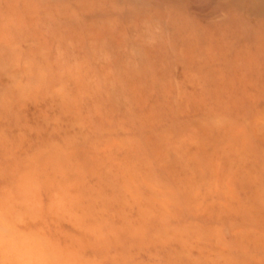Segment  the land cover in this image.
<instances>
[{"label": "rangeland", "instance_id": "1", "mask_svg": "<svg viewBox=\"0 0 264 264\" xmlns=\"http://www.w3.org/2000/svg\"><path fill=\"white\" fill-rule=\"evenodd\" d=\"M0 264H264V0H0Z\"/></svg>", "mask_w": 264, "mask_h": 264}]
</instances>
